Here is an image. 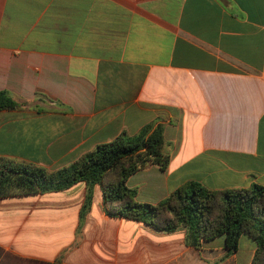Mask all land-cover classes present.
<instances>
[{"label":"crops","instance_id":"1","mask_svg":"<svg viewBox=\"0 0 264 264\" xmlns=\"http://www.w3.org/2000/svg\"><path fill=\"white\" fill-rule=\"evenodd\" d=\"M0 158L50 172L157 122L166 171L127 186L157 205L189 182L264 187V0H0ZM87 186L0 199V254L26 264H252L242 236L186 243L110 217ZM0 257V261L2 260Z\"/></svg>","mask_w":264,"mask_h":264},{"label":"trees","instance_id":"2","mask_svg":"<svg viewBox=\"0 0 264 264\" xmlns=\"http://www.w3.org/2000/svg\"><path fill=\"white\" fill-rule=\"evenodd\" d=\"M20 104L0 91V110H14ZM164 128L157 122L137 134H121L114 141L98 145L75 163L50 172L42 167L0 158V199L59 192L76 184L87 186L84 210L90 207L93 190L102 191L105 212L110 217L141 222L154 231H185L186 243L199 249L202 242L223 238L229 253L238 250L242 236L256 245L252 264H264V187L211 191L189 182L157 205L137 202V192L128 179L149 165L166 171L170 156L165 152Z\"/></svg>","mask_w":264,"mask_h":264},{"label":"rangeland","instance_id":"3","mask_svg":"<svg viewBox=\"0 0 264 264\" xmlns=\"http://www.w3.org/2000/svg\"><path fill=\"white\" fill-rule=\"evenodd\" d=\"M0 257H1V254H0ZM2 259V257H1ZM0 264H26L24 262H19L17 260H14V259H9V258H3L1 261H0Z\"/></svg>","mask_w":264,"mask_h":264}]
</instances>
